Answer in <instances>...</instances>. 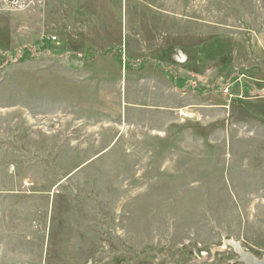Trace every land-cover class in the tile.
<instances>
[{
	"label": "rangeland",
	"instance_id": "rangeland-1",
	"mask_svg": "<svg viewBox=\"0 0 264 264\" xmlns=\"http://www.w3.org/2000/svg\"><path fill=\"white\" fill-rule=\"evenodd\" d=\"M0 45V264L264 255V0H0Z\"/></svg>",
	"mask_w": 264,
	"mask_h": 264
},
{
	"label": "water",
	"instance_id": "water-1",
	"mask_svg": "<svg viewBox=\"0 0 264 264\" xmlns=\"http://www.w3.org/2000/svg\"><path fill=\"white\" fill-rule=\"evenodd\" d=\"M225 246L237 253L238 259L234 262L235 264H264V255L258 257L253 252L247 250L241 241L227 239L225 240Z\"/></svg>",
	"mask_w": 264,
	"mask_h": 264
},
{
	"label": "trees",
	"instance_id": "trees-1",
	"mask_svg": "<svg viewBox=\"0 0 264 264\" xmlns=\"http://www.w3.org/2000/svg\"><path fill=\"white\" fill-rule=\"evenodd\" d=\"M32 49L34 50V51H32ZM27 51V52H26ZM28 51H29V53L30 54H28ZM15 52V53H14ZM19 52H21L22 53V59L23 60H27V59H35V58H37L38 57V55H40L39 53L37 54V49L36 48H34V47H25V48H22V49H19V50H17V51H15V50H11V51H5L3 48H1V45H0V53L2 54V56H4V58H9L10 56H12L13 54H15V56H16V54L17 53H19ZM104 53H106V51H104ZM92 56L94 55V53L92 52V54H91ZM120 58H121V54L120 53H118L117 54ZM31 56V57H30ZM30 57V58H29ZM82 58H84V56H81ZM131 60H129V62H130ZM128 65V64H127ZM4 66V60H1L0 61V67H3ZM131 66V65H130ZM165 68H167V70H168V67L167 66H165ZM170 70H168L167 72H169ZM169 73H167V75H168ZM169 76V75H168ZM170 79L171 80H176V86L177 85H180V84H184V79H180V76L178 75V74H176V73H172V74H170ZM172 82H174V81H172ZM206 87V86H205ZM206 89V88H205ZM219 89H221V87L219 88ZM209 91H208V93L210 92H213V90L212 89H208Z\"/></svg>",
	"mask_w": 264,
	"mask_h": 264
}]
</instances>
